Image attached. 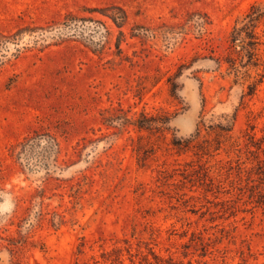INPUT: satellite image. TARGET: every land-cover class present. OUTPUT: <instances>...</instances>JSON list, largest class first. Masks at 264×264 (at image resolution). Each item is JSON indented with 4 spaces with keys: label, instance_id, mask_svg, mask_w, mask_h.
<instances>
[{
    "label": "rangeland",
    "instance_id": "374dc122",
    "mask_svg": "<svg viewBox=\"0 0 264 264\" xmlns=\"http://www.w3.org/2000/svg\"><path fill=\"white\" fill-rule=\"evenodd\" d=\"M259 167L264 0H0V264H264Z\"/></svg>",
    "mask_w": 264,
    "mask_h": 264
},
{
    "label": "trees",
    "instance_id": "16d2710c",
    "mask_svg": "<svg viewBox=\"0 0 264 264\" xmlns=\"http://www.w3.org/2000/svg\"><path fill=\"white\" fill-rule=\"evenodd\" d=\"M258 15H259V10L257 8L252 7L251 13L247 15V17L249 18L248 23H246L240 29L234 28L233 34H232V42L233 43H235L236 41L240 40V36H241L242 32L247 33L249 31V29L252 27L253 22L255 20H257V16ZM248 36H249V33H248ZM251 36H253L252 33H250L249 37H251ZM240 42L242 44L241 48L246 50V53L249 55V57L252 56L253 53L244 47V41L241 40ZM257 176L260 177V180L264 181V168L259 167L258 172H257ZM252 196L256 197L255 203L257 204V206L262 207L263 210H264V192L256 191V192H253Z\"/></svg>",
    "mask_w": 264,
    "mask_h": 264
}]
</instances>
